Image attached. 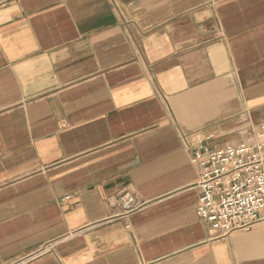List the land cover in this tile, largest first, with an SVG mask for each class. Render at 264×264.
<instances>
[{
    "label": "crops",
    "instance_id": "1",
    "mask_svg": "<svg viewBox=\"0 0 264 264\" xmlns=\"http://www.w3.org/2000/svg\"><path fill=\"white\" fill-rule=\"evenodd\" d=\"M263 126L264 0H0V264H264L194 161Z\"/></svg>",
    "mask_w": 264,
    "mask_h": 264
},
{
    "label": "built area",
    "instance_id": "2",
    "mask_svg": "<svg viewBox=\"0 0 264 264\" xmlns=\"http://www.w3.org/2000/svg\"><path fill=\"white\" fill-rule=\"evenodd\" d=\"M197 146L201 196L196 207L212 237L264 224V140L216 149L200 141Z\"/></svg>",
    "mask_w": 264,
    "mask_h": 264
}]
</instances>
